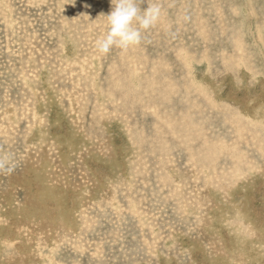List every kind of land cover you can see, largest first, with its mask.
<instances>
[{"label": "rangeland", "instance_id": "1", "mask_svg": "<svg viewBox=\"0 0 264 264\" xmlns=\"http://www.w3.org/2000/svg\"><path fill=\"white\" fill-rule=\"evenodd\" d=\"M152 3L0 0V264H264V0Z\"/></svg>", "mask_w": 264, "mask_h": 264}, {"label": "clouds", "instance_id": "2", "mask_svg": "<svg viewBox=\"0 0 264 264\" xmlns=\"http://www.w3.org/2000/svg\"><path fill=\"white\" fill-rule=\"evenodd\" d=\"M112 10L106 16L105 34L95 42L101 55H107L113 48L127 51L142 43V32L154 27L161 17V7L152 3L142 9L145 0H110ZM14 165L11 157L0 156V172L11 174Z\"/></svg>", "mask_w": 264, "mask_h": 264}, {"label": "bare ground", "instance_id": "3", "mask_svg": "<svg viewBox=\"0 0 264 264\" xmlns=\"http://www.w3.org/2000/svg\"><path fill=\"white\" fill-rule=\"evenodd\" d=\"M214 1V0H213ZM203 7V6H202ZM202 13V12H201ZM197 18V17H196ZM158 23V22H157ZM159 25V24H158ZM159 33V32H158ZM13 36V35H12ZM155 36V35H154ZM227 49V48H226ZM8 51V50H7ZM184 51V50H183ZM188 53V52H187ZM192 54V53H191ZM190 54V55H191ZM203 54V53H202ZM177 55V54H176ZM208 55V54H207ZM183 56V55H182ZM200 57H201V55H200ZM209 57V56H208ZM182 59V58H181ZM203 59V58H202ZM201 61V60H200ZM199 61V62H200ZM209 61V60H208ZM185 64V63H184ZM211 65V64H210ZM184 69H186V68H184ZM169 71V70H168ZM166 72V71H165ZM181 72V71H180ZM183 72V71H182ZM181 72V73H182ZM165 75V74H164ZM167 75V74H166ZM206 75V74H205ZM174 78V77H173ZM181 77H179V79H180ZM212 82V81H211ZM170 84V83H169ZM190 88V87H189ZM187 90V89H186ZM194 90V89H193ZM184 91H185V89H184ZM181 99V98H180ZM189 101V100H188ZM194 101V100H193ZM191 104V103H190ZM264 107V106H263ZM263 107H261V108H263ZM261 111V110H260ZM262 113V112H261ZM228 120V119H227ZM222 131V130H221ZM15 136V135H14ZM231 136V135H230ZM231 138V137H230ZM218 140V139H217ZM239 147V146H238ZM26 163V162H25ZM25 165V164H24ZM1 179V178H0ZM4 183V182H3ZM34 197V196H33ZM12 235V234H11ZM23 245V244H22ZM25 246H27V245H25Z\"/></svg>", "mask_w": 264, "mask_h": 264}]
</instances>
